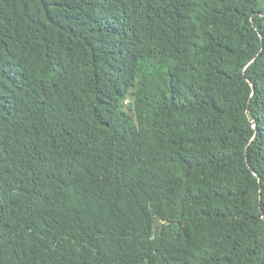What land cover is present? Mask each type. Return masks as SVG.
Here are the masks:
<instances>
[{"label":"trees","instance_id":"16d2710c","mask_svg":"<svg viewBox=\"0 0 264 264\" xmlns=\"http://www.w3.org/2000/svg\"><path fill=\"white\" fill-rule=\"evenodd\" d=\"M0 264H264V0H0Z\"/></svg>","mask_w":264,"mask_h":264},{"label":"clouds","instance_id":"9594fccd","mask_svg":"<svg viewBox=\"0 0 264 264\" xmlns=\"http://www.w3.org/2000/svg\"><path fill=\"white\" fill-rule=\"evenodd\" d=\"M162 215H163V214H162ZM164 220H165V221H164ZM164 220H163L162 218L160 219V221H163L164 223H167L168 226L171 225V222H169V221L166 220V219H164ZM170 243H171V242H170ZM170 243H169L168 245H170ZM168 245H167V246H168ZM153 250H160V249H153Z\"/></svg>","mask_w":264,"mask_h":264},{"label":"bare ground","instance_id":"6f19581e","mask_svg":"<svg viewBox=\"0 0 264 264\" xmlns=\"http://www.w3.org/2000/svg\"><path fill=\"white\" fill-rule=\"evenodd\" d=\"M247 130V129H246ZM251 155V154H250Z\"/></svg>","mask_w":264,"mask_h":264}]
</instances>
